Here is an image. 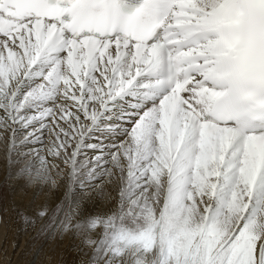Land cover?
Segmentation results:
<instances>
[{"label":"snow or ice","instance_id":"6c2138e0","mask_svg":"<svg viewBox=\"0 0 264 264\" xmlns=\"http://www.w3.org/2000/svg\"><path fill=\"white\" fill-rule=\"evenodd\" d=\"M0 146L82 264H264V0H0Z\"/></svg>","mask_w":264,"mask_h":264},{"label":"bare ground","instance_id":"6f19581e","mask_svg":"<svg viewBox=\"0 0 264 264\" xmlns=\"http://www.w3.org/2000/svg\"><path fill=\"white\" fill-rule=\"evenodd\" d=\"M48 139V132L45 131L44 145H37L36 147L46 148ZM43 154L46 155V152ZM47 158L49 160V165L60 163L51 157ZM60 166L63 167L62 164ZM52 175L58 180V187L62 185V183L60 184L62 180L56 177L55 171L52 172ZM97 183H99V181H97ZM104 187L105 195L103 196H97L95 190L91 193L90 199L96 209L103 210L107 207H111L116 199L117 194L112 186L105 184ZM2 189L8 192L7 195L6 193L4 194V197L5 195L9 197L10 194V198L7 200L6 197L3 202L5 213L0 212V264H82V261L87 260L88 257L85 253L80 251V237H78V239L77 237L75 238L77 239V241L75 240V245H72V242L70 243L72 246L69 244V231L62 232L57 228L59 232L58 236L55 239H50L49 242L43 246H39L36 240L31 238L33 233L37 230V220H48L54 215H56V219L61 217L62 213H55V207L60 202L63 194L62 192L56 193V191H59V188L58 190L57 188L53 189L50 187L49 183L34 182L27 176L18 177L15 172V167L10 168L6 164L2 146H0V190ZM28 205H30L31 208L27 207ZM16 207L26 214L27 211L25 212V210L27 208L33 210L29 213L32 217L35 216L37 218V220L35 219L36 221L34 220L35 227L33 229H29L30 231L19 230L22 226L20 227L19 225V227H17L16 225L19 222H15V220L17 219L18 221V218L22 219V217L20 216L15 219L14 214L16 212L14 213L12 210H16ZM43 209H47V215L41 218L37 213ZM21 219H19L20 224ZM57 222L59 224L60 218ZM72 241H74V239Z\"/></svg>","mask_w":264,"mask_h":264},{"label":"rangeland","instance_id":"374dc122","mask_svg":"<svg viewBox=\"0 0 264 264\" xmlns=\"http://www.w3.org/2000/svg\"><path fill=\"white\" fill-rule=\"evenodd\" d=\"M62 183V185H60L59 187H57V190H58V188H59V191H56V193L57 192H62V194H63V191H64V181H61L60 182V184ZM63 187V188H62ZM55 191V190H54ZM3 193V194H2ZM6 193V195H7V191L5 190V189H2V190H0V212L1 213H5V206H4V204H3V202H4V200L6 199V197H7V200H8V198H10V194H9V197L8 196H6L5 195V197H4V194ZM87 206V205H86ZM4 207V208H3ZM27 207H29V208H31L30 207V205H28ZM26 207V208H27ZM88 207V206H87ZM29 208H27L26 210H25V212L27 211V214L26 213H24L25 215H27L28 217H30V218H32V220H37V218L34 216V217H32V215L30 214L29 215V213L30 212H32L33 210H29ZM4 212H3V211ZM29 210V211H28ZM89 210H91V209H89ZM12 211H14V217H15V219L16 218H18V217H20L21 216V214H20V212H21V210H18V208L16 207V210L15 209H13ZM24 212V211H23ZM20 214V215H19ZM62 215H63V213H62ZM61 215V216H62ZM60 217H58L57 219H56V221H55V223L56 224H58V222H57V220L59 219ZM19 219H21V218H18V221H17V219L15 220V222H19V223H17V227H19V225H20V227L22 228H18L19 230H22V231H27V230H29V229H33L35 226V224L34 223H32L31 221H29L28 223H25V221L23 220V219H21V224H20V220ZM35 220V221H36ZM23 222V223H22ZM51 222V219H48V220H41V221H39V220H37V224L36 225H38L37 226V230H36V232L35 233H33V236H31V238L32 239H35L36 240V242H37V244L39 245V246H43V245H45L47 242H49V240L50 239H55L57 236H58V234H59V232L57 231V228H53V229H49L48 231H46V232H41L40 231V229H41V227L43 226V225H47L48 223H50ZM23 224H24V226H23ZM28 224V225H27ZM30 225V226H29ZM28 226H29V228H28ZM30 231V230H29ZM32 231V230H31ZM72 233H73V235H72ZM75 232L74 231H69V235H68V237H70V238H68V241H69V244L71 243L72 245H75V240L77 241V239H78V235L76 236V234H74ZM72 235V236H71ZM74 235H75V237H74ZM74 237V238H73ZM77 237V239H75ZM72 238V239H71ZM74 239V241H72ZM70 244V245H71ZM71 245V246H72Z\"/></svg>","mask_w":264,"mask_h":264}]
</instances>
